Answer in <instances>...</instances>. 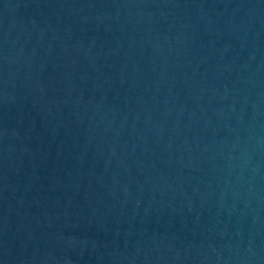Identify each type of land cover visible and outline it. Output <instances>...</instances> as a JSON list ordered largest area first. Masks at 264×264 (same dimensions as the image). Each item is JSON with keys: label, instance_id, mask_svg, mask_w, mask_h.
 <instances>
[{"label": "water", "instance_id": "obj_1", "mask_svg": "<svg viewBox=\"0 0 264 264\" xmlns=\"http://www.w3.org/2000/svg\"><path fill=\"white\" fill-rule=\"evenodd\" d=\"M0 264H264V0H0Z\"/></svg>", "mask_w": 264, "mask_h": 264}]
</instances>
